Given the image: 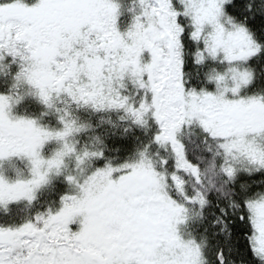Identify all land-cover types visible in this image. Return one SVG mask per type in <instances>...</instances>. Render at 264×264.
I'll use <instances>...</instances> for the list:
<instances>
[{"label":"snow or ice","instance_id":"snow-or-ice-1","mask_svg":"<svg viewBox=\"0 0 264 264\" xmlns=\"http://www.w3.org/2000/svg\"><path fill=\"white\" fill-rule=\"evenodd\" d=\"M0 264H264V0H0Z\"/></svg>","mask_w":264,"mask_h":264}]
</instances>
